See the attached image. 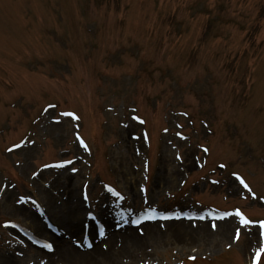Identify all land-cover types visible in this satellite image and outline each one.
Masks as SVG:
<instances>
[{"label":"rangeland","instance_id":"obj_1","mask_svg":"<svg viewBox=\"0 0 264 264\" xmlns=\"http://www.w3.org/2000/svg\"><path fill=\"white\" fill-rule=\"evenodd\" d=\"M73 201L79 213L52 215ZM145 224L159 241L122 254L123 226ZM91 233L111 255L61 257ZM7 258L264 264V0H0Z\"/></svg>","mask_w":264,"mask_h":264},{"label":"bare ground","instance_id":"obj_2","mask_svg":"<svg viewBox=\"0 0 264 264\" xmlns=\"http://www.w3.org/2000/svg\"><path fill=\"white\" fill-rule=\"evenodd\" d=\"M70 192L72 193V191L69 190V193L67 194V197L68 196L72 197ZM48 198H49L48 200L50 202H52V197L50 196ZM52 203H54V200H53ZM52 209H53L52 215H54L55 217L59 213H62V212H63L64 215H68V216H70L71 214L73 216L75 213H79L78 211H76L77 207L74 205V201L71 202V204H69L68 206L66 205V207L64 209H62V208L58 209V208H56V206L53 207ZM23 216H25L26 219H28L32 223V225H33V227H34V229H35L37 234L45 233V230L47 229V227H49V225H48L49 220L44 218L42 220L43 223H44V225H43L42 221H40V218H42L43 216L40 215V214L24 212ZM46 224H47V226H46ZM166 224H170L171 225L170 232L172 234H174V235H176V234L180 235L182 233V231L185 230V227H186L184 225L185 221H181V220L167 222V223H165V225ZM76 225H78V222L75 223L74 225H70V231L71 232H76L78 230ZM143 226L146 227V231L142 234L141 237H140V234L135 235L131 231L132 230L131 229L132 228L131 225L123 226V229L125 228L126 230H128V232L125 230L123 235L118 236V237H120L122 239V242H123L122 247H121V253L122 254L130 255L131 254L130 250H133L139 244H142L144 242V238L145 239H149V241H153V242L159 241L158 239H159L160 235L162 234V232L160 230L161 228L158 229L155 224H145ZM203 226L200 225L199 226L200 227L199 230L196 231V232L200 233L201 235H204V237H205L206 236V232H205V228ZM126 227H129V228H126ZM227 228L228 227L226 225L224 226V224H222V226L220 225V230H221V233L223 235V238H224V236H225V234H226V232L228 230ZM190 231L191 232H195V231H192V230H190ZM109 233L110 234L107 237V238H109L108 239L109 242H112V241L118 239V237L116 235V232L109 231ZM89 234H88V236H89ZM91 234H92V237L95 239V241L92 242V245L90 246L89 249L86 248V247H81L83 251H80L79 249H73V248L66 247L64 249V251L61 252V257L65 258V259L68 258L70 260L72 259V260H77L79 262L88 263L90 260H93V259L100 262V260L103 259V258H106L107 255H111L110 253L105 254V253H102L101 251H98L97 249H95L94 246H95L96 241L99 239V235H98V233H91ZM52 235H51V237L55 238L54 240H57L56 239L57 236H55V234H52ZM60 242H61L60 240L57 243L55 242L54 246H57ZM2 262H3L2 264H21L22 263V261L14 259V258H7L6 260L2 259Z\"/></svg>","mask_w":264,"mask_h":264}]
</instances>
